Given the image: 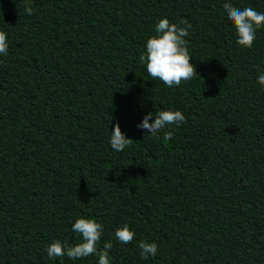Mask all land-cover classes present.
Instances as JSON below:
<instances>
[{
    "label": "trees",
    "instance_id": "16d2710c",
    "mask_svg": "<svg viewBox=\"0 0 264 264\" xmlns=\"http://www.w3.org/2000/svg\"><path fill=\"white\" fill-rule=\"evenodd\" d=\"M225 2L264 13V0H30L27 15L0 0V264H98L47 257L81 242L79 218L103 225L110 264H264V27L242 49ZM161 19L191 24L197 75L172 88L140 60ZM162 110L186 120L168 142L137 127Z\"/></svg>",
    "mask_w": 264,
    "mask_h": 264
},
{
    "label": "clouds",
    "instance_id": "9594fccd",
    "mask_svg": "<svg viewBox=\"0 0 264 264\" xmlns=\"http://www.w3.org/2000/svg\"><path fill=\"white\" fill-rule=\"evenodd\" d=\"M223 8L228 20L235 28L237 45L242 49H251L256 39V32L264 27V13L250 6L243 9L234 7L230 2H225ZM32 12L30 0H25V13L32 15ZM181 23L187 24V27L181 28L170 24L167 19H161L155 25L156 35L146 41L145 53L140 57L152 80H159L169 88L179 86L182 81L187 82L197 75L194 66L190 63L192 56L189 54L187 41L184 39L189 34L188 29L191 28V24L186 20ZM7 53V34L0 31V55H7ZM258 83L264 86V73L259 75ZM152 117L153 113H148L137 127L147 130L150 136L157 139L160 138L159 134L163 133L162 138L165 142L174 139L173 132L165 131L166 128L172 125L179 127L186 122L185 116L179 110L156 112L154 122L149 123ZM132 144L133 140L122 133L117 123L110 136L111 148L114 151L123 152ZM71 230L81 237V242L70 246L67 243L62 244L59 240L53 241L45 249L50 260L65 256L70 260H78L95 255L98 257V264H110L109 251L113 244L107 242L102 249L97 248L104 231L102 224L95 219L79 218L72 224ZM134 236L135 233L129 229L128 225L115 230V239L123 244L131 243ZM138 247L141 250V258L145 260L154 257L158 250V245L154 242L140 241Z\"/></svg>",
    "mask_w": 264,
    "mask_h": 264
}]
</instances>
